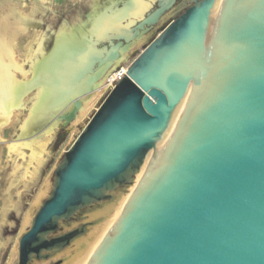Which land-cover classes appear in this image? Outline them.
Returning a JSON list of instances; mask_svg holds the SVG:
<instances>
[{
	"label": "water",
	"instance_id": "95a60500",
	"mask_svg": "<svg viewBox=\"0 0 264 264\" xmlns=\"http://www.w3.org/2000/svg\"><path fill=\"white\" fill-rule=\"evenodd\" d=\"M120 11L102 30L118 34L120 21L143 14L131 0ZM94 47L101 59L68 95L87 74L90 94L119 58ZM71 104L55 116L62 128L80 97ZM147 163L88 264H264V0L195 1L138 54L64 152L17 264L46 260L107 217L60 233Z\"/></svg>",
	"mask_w": 264,
	"mask_h": 264
},
{
	"label": "rangeland",
	"instance_id": "374dc122",
	"mask_svg": "<svg viewBox=\"0 0 264 264\" xmlns=\"http://www.w3.org/2000/svg\"><path fill=\"white\" fill-rule=\"evenodd\" d=\"M46 1L0 0V31H9L10 29H14L16 22L15 19H13V14L17 16H20L21 13L30 15L31 23L27 25L25 29H23V32L20 31V34L17 35V38L15 36V39L17 41L15 53L18 57L23 58L22 56L25 53L26 45L29 43V41L32 40V37L36 35H42L46 38L44 44L45 54H51L55 44L56 33L65 31L67 27H80L84 29H87L88 27L90 28V21H92V17L97 15V13L99 12V9L97 11L93 10L91 4L93 0L89 2L76 1L74 3H58L54 0ZM101 1L102 0H98V8L102 7ZM117 11L118 10H113L112 12L109 11L104 15H101V21L103 23L100 30L103 29L106 25L104 23L109 21L110 24L112 19H117L118 17H120V14ZM118 20L120 19L118 18ZM2 25L5 27V29ZM90 37L91 36L87 37L89 42L92 40V38ZM94 45L96 44L93 41L92 43L87 42L85 44H72L68 46V48H61V51L58 52L59 55L56 54L55 56H52V58L51 56L48 58L49 61L47 62H49V66H47V70H50L51 72H48L49 74H46L45 79L47 78L50 83H53L55 88L56 86L64 87L63 89H59L58 95L53 101H56L63 97V95L67 93V91H69V86L73 82H75L77 78L89 72L91 70L92 64L95 61L101 59L102 54L98 52L100 50L96 49ZM130 51L131 50L124 52V54L122 55V57H124V60L127 59ZM28 67L29 64L25 63L24 68L28 70ZM19 78L20 77L18 76L17 79L21 80ZM110 86L111 85L109 84L108 77L105 80L104 84L100 85V88L98 87L97 92L99 94H97L96 92L97 96H92L93 100L91 98H87L86 95L81 97V99L86 97L84 103L89 102L90 104V106H87V108L90 107L87 111V114L82 118H80L79 115L77 117V120L75 119L76 121L73 120L65 128H62V123L56 120L53 116L47 115L42 119H34L37 121L32 123V127H30V130L27 134L28 136H31L33 134H38V136L43 135L46 129H48V127L52 126L53 124L54 129L50 134V140L46 143L45 149L42 153V162L36 165V163L31 161V164H29L27 168V171L29 173L28 175H25L23 177L20 176L22 172L14 175L13 167H15L17 164L20 166V170L23 171L28 162V156L30 152L28 150H25V158L18 157L14 162L11 157H9L10 155L8 153L7 147L14 143L15 140H17L19 126L21 125L24 116L28 114L27 109L29 108L22 109V113L20 114L17 122L15 121L16 123H14L13 126L9 125L3 128L0 139V264H17L18 240L30 226V223L26 226H24L23 224L26 216L32 208L35 199L38 196V193L43 187H46V195L41 200V205L51 192L54 170L63 158L64 152L73 142L74 138L78 135L80 129L89 120L92 113L96 110V108L108 94ZM54 105L57 106V104ZM62 107H64V109L61 110L63 112H66L70 108V105L64 104V106ZM51 111L55 112V109L52 108L50 112ZM58 112L54 114L57 115ZM37 137L35 139H37ZM34 167L36 168V171L32 176H30V173L34 170ZM130 187L131 186H129L124 192H114L113 195L115 199L112 200V202L105 203V205L114 203V201L119 199L121 195L123 196L128 193ZM40 205L38 206V208L40 207ZM38 208L34 209L32 217L34 216ZM99 209H94L84 213V219H81L79 217L77 221H71L68 226H64L62 228L60 233L74 229L86 222H94L98 219H101V217L90 218L91 214ZM98 223L88 225L86 228V232L83 235L72 240V242H70V244L63 250L56 252L46 260H32L30 264H54L61 259L65 260L61 261L59 264H65L68 260V256L74 253L72 248V244L74 243V241L80 239L81 237H86L88 231Z\"/></svg>",
	"mask_w": 264,
	"mask_h": 264
},
{
	"label": "bare ground",
	"instance_id": "6f19581e",
	"mask_svg": "<svg viewBox=\"0 0 264 264\" xmlns=\"http://www.w3.org/2000/svg\"><path fill=\"white\" fill-rule=\"evenodd\" d=\"M91 4L94 11H97L99 9L98 0H93ZM13 16V19H15L16 22L14 29H10L9 31H0V139L3 128L9 125L13 126L22 113V109L29 108L27 109L28 114L24 116L23 120L20 118L22 120V123L18 129L17 140H15L14 143L7 147L8 153L10 155L9 157H11L14 162L18 157L25 158V150H28L30 152L28 156V162L23 171L20 170V166L17 164L15 167H13V174L16 175L17 173L22 172L20 176L23 177L25 175H28L29 172L27 171V168L28 165L31 164V161L36 163V165L42 162V153L45 149L46 143L50 140V134L54 129L53 124L52 126L48 127V129H46V131L44 132L45 135L43 134L38 136V134H33L31 136H28L27 134L30 130V127H32V123L37 121L34 119H42L47 115L53 116L55 118L56 115L54 113L58 112L59 110L60 111L58 113L63 112L61 109H64V107H62L64 106V104L71 105V100L76 97H80L81 99V97L87 94V81L88 78L92 76L87 74L80 80L76 88L73 89V91L71 92L72 94L70 93L68 95L67 91V93H65L63 97L56 101H53L57 97L58 91H56L53 83H50L47 78L45 79L46 74L48 72H51L50 70H47V66H49V62H47L49 61L48 58L50 56L52 58V56L58 54V52L61 51V48H68V46L76 43H89V40L87 38L89 37L88 35L90 34V32H94L97 37V34L103 22L101 21V17L96 18L95 15L92 17L93 22L90 21V28L88 27L87 29H84L80 27H67L65 31L56 33L54 48L49 55L45 54L44 49L46 38L42 35H36L32 37V40L29 41V43L26 45L25 53L22 56L23 58H21L18 57L15 53L17 47L15 36L17 38V35L20 34V31L23 32V29H25L26 26L31 23L30 15L21 13L20 16H17L15 14H13ZM92 26V31L88 32L89 29L91 30ZM91 35L92 34H90V36ZM123 60L124 57H122V55L120 54L119 58L114 61L107 70H103L101 72L100 78L91 86L92 92L86 95L87 98L92 99V96L96 95L98 87L100 88V85H103L108 77L109 82L115 80V78L117 79V75H115L116 70L121 68L120 75H122V77L126 75L127 68L120 64L121 62H123ZM25 63L29 64L28 70L24 68ZM18 76L21 80L17 79ZM199 76L200 74H198L191 88L185 94L186 99L182 102V104H186L190 101L199 80ZM33 82H37V84L34 85V87L30 88L29 85ZM56 88L60 87L56 86ZM97 94L99 93L97 92ZM86 97L81 99V106L75 117L76 120L79 115L80 118L84 117L87 114L88 109L90 108H87V106H90L89 102L84 103ZM54 104H57V106H55ZM52 108L55 109V112H50ZM179 109L180 108L178 106L174 112V115H176ZM36 137L37 139H35ZM148 163L144 167L143 171L136 177V182L134 181L135 184L130 187L128 193L123 196L121 195V197L114 201V203L106 205L103 204V207L101 206L102 208L99 207L101 209L97 208L99 210L94 211L91 214L90 218H103L105 216L107 217L102 219L97 225L93 226L88 231L86 237H81L80 239L74 241V243L72 244L74 253L68 256V260L65 264H88L96 249L98 248L112 225L121 215L131 196L134 194L138 184L145 174ZM35 171L36 168L34 167V170L30 173V176H32ZM45 195L46 187H43L38 193V196L35 199L30 212L24 220V226L30 223L34 209L38 208L41 200Z\"/></svg>",
	"mask_w": 264,
	"mask_h": 264
},
{
	"label": "flooded vegetation",
	"instance_id": "af4514ba",
	"mask_svg": "<svg viewBox=\"0 0 264 264\" xmlns=\"http://www.w3.org/2000/svg\"><path fill=\"white\" fill-rule=\"evenodd\" d=\"M132 1H136L139 8L143 10V14L142 16L138 14L135 19L128 18L120 21L119 26L121 32H118V34L109 32L107 29H101L96 37L94 32H90L93 26L91 30H88V32L92 34L90 37L92 40L89 43L93 41L98 48L106 47V49L111 52L116 50L119 56L131 50L127 59L123 60L121 63V65L126 68H128L138 54L149 44L157 40L190 5H193L195 1L201 0H131V2ZM124 2L126 3L127 0H102V7L99 8L96 18L101 17V15L109 11L112 12L113 10H118V13H122L120 9ZM97 38L103 41L98 44ZM71 106L72 104L70 108Z\"/></svg>",
	"mask_w": 264,
	"mask_h": 264
},
{
	"label": "built area",
	"instance_id": "2783aa9c",
	"mask_svg": "<svg viewBox=\"0 0 264 264\" xmlns=\"http://www.w3.org/2000/svg\"><path fill=\"white\" fill-rule=\"evenodd\" d=\"M120 70H121V68L116 70V72H115V75H117V79L115 78V80L109 82L111 85L110 89L114 86V84H116L118 81H120L123 78L122 75H120Z\"/></svg>",
	"mask_w": 264,
	"mask_h": 264
},
{
	"label": "crops",
	"instance_id": "0c3cea01",
	"mask_svg": "<svg viewBox=\"0 0 264 264\" xmlns=\"http://www.w3.org/2000/svg\"><path fill=\"white\" fill-rule=\"evenodd\" d=\"M41 1H46V0H41ZM55 2H58V3H62V2H89V1H91V0H54ZM47 2V1H46Z\"/></svg>",
	"mask_w": 264,
	"mask_h": 264
}]
</instances>
